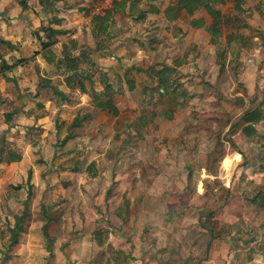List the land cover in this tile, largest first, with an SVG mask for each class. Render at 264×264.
Instances as JSON below:
<instances>
[{"label":"rangeland","instance_id":"1","mask_svg":"<svg viewBox=\"0 0 264 264\" xmlns=\"http://www.w3.org/2000/svg\"><path fill=\"white\" fill-rule=\"evenodd\" d=\"M19 1L26 8L23 12L28 17L34 12V7H41L40 4L51 9L55 4L60 6L72 3L81 11L86 9L91 12L92 7L99 3V0H40V4L36 0ZM255 1H246L241 14L235 13L230 3L221 6L224 16L233 19L238 15L246 26L230 23L228 28H223L219 49L218 46L217 49L211 46L215 50L210 58L204 59L201 55L195 57L194 54L198 51L177 39L176 61L155 70L157 77L169 79L167 85H170V89H176L175 83L177 88L184 87L178 75H196L211 87L207 92L195 89L192 100L182 101L184 110L181 116L177 117L175 112L177 101L173 105L171 98L159 100L158 91L155 90L156 95L150 96L132 94L127 99L117 96L116 103L123 112L118 118L109 117L104 122L109 127L113 123V126L119 127L112 134L113 137L120 141L128 136L132 138L138 131L126 122L132 120L129 106L133 105L132 113L145 105L150 111L151 107L147 103L151 102L159 104V108L154 109L156 115L160 111L163 120L169 121L170 116L176 114L174 117L181 120L180 127L168 124L159 145H145L138 141L139 138L137 142L132 141L126 145L118 140L110 151L106 150V144H98L96 139L103 132V127L96 131L89 129L92 125L89 121L92 102L81 94L78 84L80 80L89 88L90 80L92 87H96L99 93L105 83H109L111 87L117 86L114 78L104 70L108 65L101 66L100 69L94 62L78 59L76 74H73L67 70L65 62L47 65L40 61L44 60L40 57L37 59L40 62L35 63L30 51L22 53V56L17 49L21 37L16 21L19 18L14 16L15 11L8 12L7 18L3 16L5 11L3 1H0V40L5 39L4 35L7 34L9 41H2L13 46L9 49L0 43V51L6 53L5 62L11 64L20 58L30 59L23 62L21 67L16 66L0 74V157H5L7 150H12L26 158L23 166L11 170H25L22 176H17L14 172L11 176L8 174L10 163H0V264H81V260L84 261L82 264H92L95 251L92 233L106 226L110 230L115 229L111 217L103 215L102 219H98L93 215L95 209L91 204L101 200L99 196L103 194L102 189L98 192L95 182H98V177L101 182L106 176L112 177L116 168L122 175H133L134 178L127 177L125 181L136 188L142 185L144 179L156 178L161 172L160 179L155 180L156 188L157 183H162L165 177H169L166 170L177 169V188L180 190H177L176 197L170 190L165 193L171 202L177 203V245H189V248L195 247L202 252L206 240L201 238L198 242L199 234L211 231L214 237L224 240L225 237L229 238L234 246L229 254L231 257L223 259L224 264L229 260L230 264L235 261L239 263L240 260L236 258L240 253L238 249H244L240 261L243 264H264V28L261 29L264 16L254 14ZM11 4L14 5L13 2ZM105 12H101V15ZM42 18L40 29L51 20L48 15H42ZM26 20L27 25H33L29 18ZM7 26L13 27L8 31ZM87 26L82 24L80 29L67 30L69 34L65 35L63 41L67 46V54L78 57V53L91 50L87 44L91 38L87 30L90 27ZM123 28L124 33L131 34L129 25L128 28ZM230 32L238 33L242 41L227 47L226 36ZM77 34V37H71ZM132 38L139 42L142 37L135 33L128 39ZM61 40L62 37L58 42ZM133 44V49L137 50V43ZM51 50L56 57H63L61 46L53 45ZM111 52L114 54L115 50L111 48ZM137 52L130 54L135 55ZM145 55L144 52L138 53L141 59L138 65L143 68L149 67L151 63L144 58ZM196 59L199 60L195 62ZM3 65L4 62L0 60V69ZM205 65L208 66L207 69ZM119 66H112V72H118L121 68ZM193 72L195 75L191 74ZM141 77L144 78L145 74L135 73V80ZM191 80L187 83H191ZM254 109L259 110L261 116L258 122L249 124L251 131L244 130L243 122L234 127L245 113ZM93 114L92 112L94 117ZM136 114L138 115V111ZM148 114L145 110L142 116ZM75 117L80 124L69 129L68 126ZM138 124L142 125V121ZM177 129L182 131L178 135ZM158 133L160 132L156 136ZM104 136L109 138L110 134L106 131ZM114 151L123 153V156H111L109 159L108 153ZM145 154L150 157L146 159ZM35 173L42 179L43 188H36L33 192L35 185L30 182L34 180ZM145 173H149V176H144ZM83 175L85 177L81 180ZM83 181L90 184L87 185L89 188L80 189L85 186L82 185ZM63 183H66L65 188ZM181 189L186 191L182 192ZM153 193L157 194L156 191ZM41 204L48 208L51 205L52 208L42 210ZM108 209L106 213H109ZM82 213L87 222L77 226L74 220L78 221L77 216L81 217ZM20 215L22 222L18 243L11 245L10 231L15 218ZM65 217L71 218V221L68 219L69 224ZM205 227L208 231L203 232L202 228ZM40 229H43V235L40 234ZM186 253L187 250L182 254ZM201 255L198 257L200 260L205 258V251Z\"/></svg>","mask_w":264,"mask_h":264},{"label":"crops","instance_id":"2","mask_svg":"<svg viewBox=\"0 0 264 264\" xmlns=\"http://www.w3.org/2000/svg\"><path fill=\"white\" fill-rule=\"evenodd\" d=\"M0 1H3V11H5L3 16L7 18L8 12L15 11L16 13L14 14V16L16 18H19L16 21H18L17 24L20 27L21 37L18 40L19 47L17 49L19 50V54H21L22 56V53H27L29 51L33 53L34 51H38L40 48L39 42L36 38V33L38 32L41 34L39 30L41 27V21L43 20L42 15H48L49 18H51L50 21H52V27L61 31L58 35H56V37L57 39L62 37L63 40H61L60 42L57 41L55 46H61L62 50L63 48L67 49V46H65V44L63 43L65 35L69 34V31L67 30L71 28L80 29L82 27V24H87V27H90L86 28L91 35L90 41H88L87 43L89 46L88 48H91V50L88 49L87 53H78L76 61H78V59H85L87 62H94L95 64L100 66V69H102L101 66L108 65V68L104 70L105 72L108 71L107 75L112 76L115 81L114 84H117V86L112 85V90L113 100L118 110V115H110L109 113L102 111L100 108H96L93 103L92 107H89V109L91 108L92 110H90L91 118H89V121H91L90 123L92 125L89 126V129H94L93 131H96L97 129L103 127L101 129L103 132L100 133V136L97 135L96 139L98 144H106V150L108 151H110V149H113L115 143H117V141L119 140L118 138H116L115 136L113 137L112 135L113 133H115V131L117 132L119 127L117 125L113 126L114 123L111 125V127L104 125V122L108 121L109 117L113 119L118 118L120 113L123 112V110H120L119 104L116 103L117 96H124L125 99H127V97H130L132 94L150 96V94L156 95L155 90H157V96L159 100H163L165 97L171 98L173 105L177 101V110L175 112L177 113V117H179L182 115V111L184 110V104L182 101L192 100L191 96L196 93L195 89H204L205 92H207L206 90L211 88L207 84L203 83L202 80L193 72L191 74L195 76L188 77L178 75V78L181 84H184V87L177 88V84L175 83L176 89H170V85H167L169 79H162L161 77H157V72H155V70L159 67H162V65H166L167 63H171L172 61L174 63L176 61L177 39L183 40L186 46L197 50L199 53H195V57L199 55H201V57H203L204 59L211 57L212 53L210 51L212 49L210 48L211 45L209 44L211 37L205 31V28L211 24L212 20L211 22H209L211 18L209 17L207 12L202 11V9L196 11L191 16H188L187 14H185L184 11H182L177 17V11L172 9L175 5L174 0H138L137 3H135L134 0H126L125 8L113 14V23H110L107 32L97 37L92 32L93 18H91L89 10L84 9L81 11L79 7H75L72 3H68L69 5L63 3L60 6L58 4H55L54 6H51V9H46L45 6H42L40 4V0H36V2L40 4L41 7L39 9L34 7V12L30 13L28 17L25 12H23V10L26 8H23L22 2H20L19 0ZM90 1L93 2V0ZM12 2L14 3L13 6L11 4ZM263 3L264 0H256L253 3V11L255 15L264 16ZM112 8L113 6L110 9ZM35 12H38V14H36ZM171 16H173L174 18L171 19ZM28 18L33 23L32 26L27 25L26 19ZM72 21H75L77 23L74 24ZM198 21H202L203 26H198L192 23H197ZM128 25L131 27V34L134 35L136 33L138 36L142 37L141 41H133V38L128 39L131 34L128 32L124 33L121 29L123 27V29L128 28ZM12 27L13 26H7V30L10 31ZM262 28H264V24H261V29ZM189 34L190 37H188ZM6 35L7 34L4 35V38L6 39V41H9L7 40V38L9 37H6ZM77 36L78 34L73 35L71 37L75 38ZM145 36L148 37L146 38ZM188 39L190 40L188 41ZM134 42L137 43V50L133 49ZM187 43L189 45H187ZM14 44L17 45V43ZM111 48L115 50L114 54H112ZM67 51L68 50H66V52ZM133 51L138 52L135 55L130 54V52ZM140 52H144L146 54L144 58L150 60L151 63L149 67L143 68L138 65L141 62V59L138 56V53ZM200 52L202 54H200ZM40 57V55L36 56L33 62L36 63L44 61V63L47 64L45 60H37L40 59ZM5 58L6 53L2 52L1 50L0 60L2 61L3 59L5 61ZM197 60L199 59H196L195 62H197ZM190 61H193V59ZM7 64L11 65L13 63ZM119 65L121 66L120 70L116 73H113L111 67ZM17 66L21 67V65L19 64ZM198 67H201V65H198ZM207 68L208 66L205 67V69ZM135 73L139 75L143 73L145 74V77H141L139 80H135ZM103 77L105 76L103 75ZM175 80H177V76ZM190 80L192 82L187 83L190 82ZM207 80H205V82H207ZM158 81H161V84L159 85L160 88H157ZM209 82L212 83V81L210 80ZM88 84L90 85L89 88H87L86 84L83 83L84 89L87 92H81L80 87L79 90L82 95H85L87 96V98H90L89 93L92 88L96 92L99 91L96 87H92V83H90L89 81ZM163 85L167 87H163ZM186 97L189 98L187 99ZM89 100L91 102V98ZM148 104L150 105L149 107H151L152 110L149 109L150 111H148V109L146 108L148 106L145 105L144 107H141V110L137 109L134 113H132L133 105L131 104L132 107L129 106L130 118L132 120H129L130 123L129 121L126 122L131 127H135V129L138 131L136 133V136L138 137H136L135 135H133L132 138L128 136L127 139H122L121 141L119 140V143H121L122 145L131 144L132 141L137 142V138H139L138 141L145 145H159L161 137L164 134L168 124L180 127L181 120L175 118L176 114L170 116L169 121L163 120L161 118L160 111H157L156 115V109H154V107L159 108V104L151 102L147 103V105ZM145 110L149 113V118L146 115L142 116V114L145 113ZM137 111L138 115L136 114ZM92 112L94 113V117L92 116ZM96 113H98L97 116ZM103 114H105V116ZM132 115L135 116L134 120ZM141 121L142 125L138 124V122ZM83 129H85V127ZM110 130L112 132H109ZM106 131L110 134L109 138H106V136H104V134H106ZM158 131L160 133H158V135L156 136ZM180 132L182 131L177 129V135ZM122 154L123 153H117L115 151L110 152L108 153V158L111 159V156L117 157L118 155L122 157ZM149 157V154H145L146 159ZM9 163L10 171H8V174H11V176L13 175V172L17 176H22L24 174L25 170H11L23 166L26 163L25 157H22V159L18 162ZM166 172H168L169 177H165L164 182L157 183L158 187L156 188L155 180L158 181L160 179L159 177L162 175L161 172L157 175L158 179H156L157 177H154L150 180L149 178H143L144 180L142 182V185L138 188L134 187L133 185H129L125 181L127 177H133V175H122L119 173L117 168L112 172V177L106 176L105 178H103L102 182L101 178L98 177V182H95L96 188H98V192H101L102 189L103 194L102 196H99V199L101 200L94 202V204H91V206L95 209V214L93 215L94 217L96 216L98 219H102L103 215H106L107 218L111 217L113 220V224L115 225V229L110 230V227L107 226L104 228L109 230L108 240L104 247H99L95 243H93L95 251L94 256L92 257V259H94L92 264H106L105 261H107V256L110 257L109 264H224V260L229 259H226V256L231 257V255L229 254L231 248L233 249L234 246L230 242V239L227 237H225L224 240L223 238L220 239L214 236L210 237L207 233L199 234L200 237L198 242L202 239L206 240V243H204L205 249L203 250L205 251V258L202 260L198 259V257L199 255L203 254V251L200 252L195 247L189 248V245L184 247L179 244L177 245V238L179 237L177 236V203L175 201L171 202L165 195V193L170 190V192H172L173 195L176 197L177 190H180L177 188V169L173 168L170 171L166 170ZM147 175L149 176V173L144 174V176L146 177ZM83 177L85 176H81L80 179ZM119 177L120 179H117ZM88 179L91 181L94 180V178ZM30 184L35 185L33 186V192L34 190H36V188H40V190H42L43 188V185H41L42 179L37 173L34 174V180L31 181ZM63 184L65 188L66 183ZM82 185L85 186H78H81V190H85L86 188H89L87 185L90 184L86 181H83ZM67 186L69 187V185ZM182 190L183 189H181V191ZM155 191L157 194L153 193ZM184 191L186 190H183L182 192ZM51 208V205L49 206V208L47 205H40V209L42 210L46 209L48 211ZM107 208H109V213H106ZM83 215L84 213L81 214V217L77 216L78 221H75L73 217L74 222H77V226H81L82 223L87 222L83 219ZM69 218L70 217H68V219ZM65 219L69 224L71 218L69 222L66 217ZM53 222H51V224ZM86 224L87 223H85V226ZM151 224L154 225L150 226ZM102 229L103 228L99 230ZM40 234L43 235V229H40ZM134 240H136V245L134 244ZM196 243L197 242H193V244ZM186 250L187 253L183 255L182 253H184ZM49 252L52 253L51 250H49ZM238 252L240 253L236 255V258L241 261L243 258L244 249H238ZM177 254H179L178 257ZM168 257L171 261L168 259ZM221 261H223V263ZM240 261L239 263H237L238 261H235L234 264H243ZM83 262L84 261L81 260V264ZM227 264H230V260L227 261Z\"/></svg>","mask_w":264,"mask_h":264},{"label":"trees","instance_id":"3","mask_svg":"<svg viewBox=\"0 0 264 264\" xmlns=\"http://www.w3.org/2000/svg\"><path fill=\"white\" fill-rule=\"evenodd\" d=\"M138 0H134L135 3H137ZM126 0H118L113 3V8L110 10H107L103 15H98L93 17L92 19V25L93 29L92 32L95 36L99 37L101 34L103 35L105 32H107L108 27L110 23L112 22L113 14L116 12L121 11L126 6ZM232 3L233 4V11L237 14H241L244 12V5L246 3V0H174V7L173 10L177 11V17L180 15L182 11L185 12L188 16L193 15L196 11L203 9L207 12L209 17L211 18L212 22L211 24L205 28V31L208 33L210 38V45L218 46L221 43L219 41V38L221 36V31L223 28H228L231 24H237L241 23V26H246L242 19L237 15V17H234L233 19H230L226 16H224L221 12V6ZM171 19L174 18L173 16L170 17ZM232 20V21H231ZM48 25H44L39 32L36 33V38L39 42V50L34 51L31 59H34L37 55H40L47 63L53 64L55 62L57 63H66V67L68 71H72L73 74H76V57H73L70 54H67L66 49L63 48L62 50V58L56 57V55L52 52L51 47L56 44L58 41L56 35H58L61 31L54 29L52 27V21H49ZM195 25L203 26L202 21H198L197 23L192 22ZM240 27V26H239ZM242 37L238 36V33H232L230 32L226 36V43L227 47H230L232 44H238L242 41ZM0 43L5 44V46L9 49H12L13 46L10 43H4V41L0 40ZM242 47V44H241ZM211 48V47H210ZM213 48V50H215ZM212 49V48H211ZM213 50L210 52L212 53ZM2 61H4L2 59ZM30 61V59H19L17 62L8 65L7 63H4L3 67L0 69V74L4 73L6 71H10L11 69L15 68L18 64L21 65L23 62ZM5 62V61H4ZM90 83L92 81L88 80ZM79 87L81 89V92L85 93L87 92L84 89L82 81L78 80ZM161 84V81L157 82V88H160L159 85ZM61 96H64L62 93H60ZM89 96L91 98V102L96 106V108H100L102 111H105L109 113L110 115L116 116L118 115V110L115 106L114 100H113V90L109 83H105V86L103 87V90L99 92H96L93 88L89 93ZM260 111L259 110H250L247 113H245L244 117H242L241 121L234 124V127H237L241 122L245 124V128L247 131H251V123H256L260 119ZM80 123H78L77 117H75L71 123L70 126H68L69 129L72 127H77ZM250 124V125H249ZM32 142H35L32 141ZM34 144V143H33ZM21 155H17V153L13 152L12 150H7V154L5 157H0V162L7 161V162H18L21 160ZM30 176H28L29 179ZM21 222H22V216H17L15 218L14 226L12 230L10 231V244L15 245L18 243V234L21 232ZM203 232L206 229L202 228ZM208 231V230H207ZM209 234L210 237H213V233L211 231L204 232ZM109 230L108 229H102L98 231H94L91 235V240L99 247H104L107 240H108ZM109 256L106 257L107 261H105L106 264H109Z\"/></svg>","mask_w":264,"mask_h":264},{"label":"built area","instance_id":"4","mask_svg":"<svg viewBox=\"0 0 264 264\" xmlns=\"http://www.w3.org/2000/svg\"><path fill=\"white\" fill-rule=\"evenodd\" d=\"M118 0H99V3H96L90 12L91 18L101 15V12L107 11L113 6V3Z\"/></svg>","mask_w":264,"mask_h":264}]
</instances>
